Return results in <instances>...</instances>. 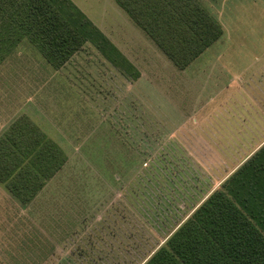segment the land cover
I'll list each match as a JSON object with an SVG mask.
<instances>
[{
    "label": "rangeland",
    "instance_id": "1",
    "mask_svg": "<svg viewBox=\"0 0 264 264\" xmlns=\"http://www.w3.org/2000/svg\"><path fill=\"white\" fill-rule=\"evenodd\" d=\"M88 1L89 18L140 76L107 63L92 42L56 70L25 40L0 67V134L27 110L69 155L31 203L0 183V264H142L177 226L157 204L166 173L180 176L166 159L194 153L188 145L206 121L193 115L217 91V68H193L217 64L219 51L235 72L264 57V0H200L225 33L185 71L129 17L111 19L108 5Z\"/></svg>",
    "mask_w": 264,
    "mask_h": 264
},
{
    "label": "trees",
    "instance_id": "2",
    "mask_svg": "<svg viewBox=\"0 0 264 264\" xmlns=\"http://www.w3.org/2000/svg\"><path fill=\"white\" fill-rule=\"evenodd\" d=\"M116 2L181 70L224 35L221 22L200 0ZM25 40L56 70L92 42L112 65L140 76L72 0H0V67ZM68 160L63 146L26 113L0 135V183L24 204ZM144 264H264V145Z\"/></svg>",
    "mask_w": 264,
    "mask_h": 264
},
{
    "label": "crops",
    "instance_id": "3",
    "mask_svg": "<svg viewBox=\"0 0 264 264\" xmlns=\"http://www.w3.org/2000/svg\"><path fill=\"white\" fill-rule=\"evenodd\" d=\"M72 1L87 16L90 14L87 9L90 10L92 14L95 12L94 8L90 9L92 5L88 0ZM99 2H101L100 4L109 6L108 9L111 12L109 13V17L111 19H113V13L115 15L118 14L125 20L129 17L125 10L116 4V0L115 4L113 0H99ZM24 45L22 48H24ZM27 47L35 51L33 46L29 45ZM223 52L225 51L218 52L217 64L213 63V61L207 64L205 62L198 63V66L194 67V70H192V74H200V71H195V69L202 70L199 67L203 64L205 65L202 66L203 71L201 74H206L212 68H217V91L209 97L205 105L197 109V113L194 114L193 111L188 115V117L193 114V117L202 116L203 120L206 121L205 127L197 129L202 135L198 133V131H194L199 139L195 140L196 142L193 145H188L194 153L187 152V157L183 158V155L181 156L180 154L179 156L176 153L174 155V151H171L172 154L166 159V162L171 165L177 164L178 168H175H177L180 176L174 178L169 173H166L165 179L162 180V183L163 181L164 183L157 186L159 189L163 188L166 193V197H164L165 201H163L162 196L161 200L157 203L159 208L165 209L166 211L167 223L165 225L177 224L175 229L161 241V245L166 242L174 231L192 215L213 191L219 188L232 173L264 145V57L262 61L257 64L243 67L235 72L236 68L233 64H228L220 60ZM79 53H77L63 68L65 69L68 67ZM6 61H8V59ZM107 63L110 62L107 60ZM43 64V66H46L45 61H43ZM192 64L189 67H191ZM25 113L30 115L50 136L57 140V138L49 132L48 128L46 129L44 125H42L41 119L35 118L32 113L27 110L18 111L15 117L12 118L10 124L18 116ZM198 149L205 150L204 158H199ZM209 150H211L210 153L215 157V160L211 159ZM206 166L210 169L211 175H209L208 170L205 168ZM217 166H220L219 171H217ZM167 170H169V168H167ZM204 173H206V175ZM156 197L159 198L158 196ZM156 197H154L152 202H155L154 200ZM133 213L135 216L136 214L139 215L136 211H133ZM104 243V241H101V244ZM86 246L87 249H89L90 246ZM155 251H153V253ZM152 254H150L142 264H144ZM101 260L103 261V256Z\"/></svg>",
    "mask_w": 264,
    "mask_h": 264
}]
</instances>
